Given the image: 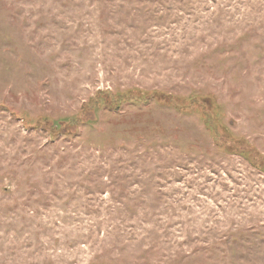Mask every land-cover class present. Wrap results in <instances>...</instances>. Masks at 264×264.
I'll return each mask as SVG.
<instances>
[{
    "label": "rangeland",
    "instance_id": "374dc122",
    "mask_svg": "<svg viewBox=\"0 0 264 264\" xmlns=\"http://www.w3.org/2000/svg\"><path fill=\"white\" fill-rule=\"evenodd\" d=\"M0 264H264V0H0Z\"/></svg>",
    "mask_w": 264,
    "mask_h": 264
},
{
    "label": "trees",
    "instance_id": "16d2710c",
    "mask_svg": "<svg viewBox=\"0 0 264 264\" xmlns=\"http://www.w3.org/2000/svg\"><path fill=\"white\" fill-rule=\"evenodd\" d=\"M150 98L146 99L145 101H148Z\"/></svg>",
    "mask_w": 264,
    "mask_h": 264
}]
</instances>
